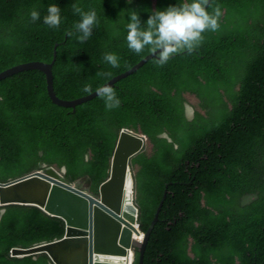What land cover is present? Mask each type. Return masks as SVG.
Returning a JSON list of instances; mask_svg holds the SVG:
<instances>
[{
	"label": "trees",
	"instance_id": "16d2710c",
	"mask_svg": "<svg viewBox=\"0 0 264 264\" xmlns=\"http://www.w3.org/2000/svg\"><path fill=\"white\" fill-rule=\"evenodd\" d=\"M177 2L0 0V73L25 63H51L58 44L56 95L65 101L90 95L152 53L128 49L120 10H138L143 22L152 9ZM49 4L61 10L56 28L43 23ZM74 5L97 14L92 35L83 42L74 28L80 19ZM217 6L225 12L223 22L219 17V27L206 30L191 53L174 54L164 65L151 59L115 84L121 101L116 108L107 109L99 96L75 110L55 105L39 70L0 81V182L45 167L66 168L64 176L72 184L98 196L110 176L121 130L130 129L151 144L133 161L145 232L169 185L145 264H264V159L257 148L237 146L250 118L258 116L264 127V0H213L208 11ZM34 8L41 18L31 21L28 13ZM106 52L118 56V67L104 61ZM205 54L236 57L240 94L209 110L198 104L190 118L182 88H200L214 97ZM85 85L89 92L83 91ZM65 232L63 219L38 207H1L0 264H52L45 253L10 254L14 248L60 240ZM140 256L134 264H140Z\"/></svg>",
	"mask_w": 264,
	"mask_h": 264
},
{
	"label": "water",
	"instance_id": "95a60500",
	"mask_svg": "<svg viewBox=\"0 0 264 264\" xmlns=\"http://www.w3.org/2000/svg\"><path fill=\"white\" fill-rule=\"evenodd\" d=\"M210 3L211 0H208V6ZM57 47L58 44L51 63L31 62L12 67L0 73V81L21 72L39 70L45 74L47 92L55 105L75 110L77 106L96 99L98 95L95 92L73 101L62 100L56 95L52 70ZM156 56L152 52L107 84L114 87ZM145 143L144 137L133 134L130 130L121 131L110 176L100 185L98 196L72 184L64 176L66 168L61 171L45 168L7 183L0 182V208L9 205L35 206L50 216L63 219L66 224L62 239L27 249L14 248L11 256L25 257L45 253L52 264H129L130 250L138 249L140 264H145L149 241L168 196L167 190L156 217L146 232L144 243L140 244L136 237L142 234V211L137 202L132 162L144 151ZM135 260L136 254L134 262Z\"/></svg>",
	"mask_w": 264,
	"mask_h": 264
},
{
	"label": "clouds",
	"instance_id": "9594fccd",
	"mask_svg": "<svg viewBox=\"0 0 264 264\" xmlns=\"http://www.w3.org/2000/svg\"><path fill=\"white\" fill-rule=\"evenodd\" d=\"M212 1L208 6L207 0H178L177 3L170 4L167 7L152 9L149 11L150 14L147 19L143 20V22L138 10L134 8L121 9L120 12L124 11L126 20L124 28L126 29L125 40L128 49L137 54H141L145 48L150 52H155L157 54L155 63L158 65H164L171 56L179 52L187 51L191 53L203 40V33L206 30L215 31L219 27V17L220 21L223 22L225 12L221 11L218 6L212 12L208 11ZM127 3L131 4L132 0H127ZM73 11L79 13L80 16V19L74 24L75 31L78 33L77 39L81 42L86 41L92 35L93 27L97 23L96 11L94 9L82 11L77 5L73 6ZM28 15L31 21L41 18L40 12L35 8L31 9ZM61 20L62 16L59 6L49 4L46 14L43 16V23L50 28H56L61 24ZM103 59L112 67H118V56L115 53L106 52ZM203 61L207 68L210 69V77L207 81L214 91V97L211 100L207 93L200 88H190V90L182 88L180 95L188 103L187 112L190 118H195L198 111L195 106L198 104L209 110L235 101L240 94L237 78L239 63L235 56L230 54H224L223 56L205 54ZM90 90L88 85L83 87L84 92H89ZM95 93L103 99L107 109L116 108L121 103L116 91L109 84L97 87ZM259 121L260 118L258 116L250 118L249 124L240 133L237 146H241L245 150L249 147L257 148L261 158L264 159V127L260 125ZM132 133L145 138L146 143L142 153L151 149L150 140L147 136L133 131ZM164 138H168L170 142H173V139L168 134H165ZM132 170L135 177L136 171L134 170L133 162ZM168 186L166 191L168 190L169 194ZM145 235L146 232L142 230L140 235L142 239L138 241L137 236V242L143 244ZM138 252V249L130 250L129 264H134V254H136L137 258Z\"/></svg>",
	"mask_w": 264,
	"mask_h": 264
},
{
	"label": "bare ground",
	"instance_id": "6f19581e",
	"mask_svg": "<svg viewBox=\"0 0 264 264\" xmlns=\"http://www.w3.org/2000/svg\"><path fill=\"white\" fill-rule=\"evenodd\" d=\"M141 239H142V238H141L140 236H138L137 240H138V241H141Z\"/></svg>",
	"mask_w": 264,
	"mask_h": 264
}]
</instances>
